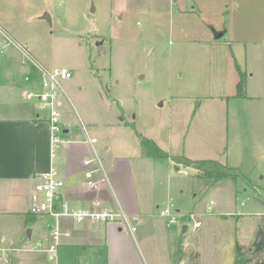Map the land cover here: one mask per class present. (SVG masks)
I'll list each match as a JSON object with an SVG mask.
<instances>
[{"label": "rangeland", "instance_id": "374dc122", "mask_svg": "<svg viewBox=\"0 0 264 264\" xmlns=\"http://www.w3.org/2000/svg\"><path fill=\"white\" fill-rule=\"evenodd\" d=\"M223 3L0 0V25L22 53L47 69L72 71V78L62 82L69 100H59L62 116L65 109H74V125L80 119L99 140L100 151L110 145L112 153L142 154L138 132L174 156L193 160L222 161L210 156L221 140L225 152L244 153L241 166L228 165L237 168L238 177L221 180L210 191H202L205 181L195 177V169L185 168L182 176L175 161L169 167L161 159L160 175L148 174L147 192L150 198L156 194L163 209L172 204L182 212L204 210L198 218L201 228H194L193 220L184 223L187 217L182 221L187 232L179 223L175 226L186 251L178 264H232L236 241L251 246L257 219L264 214V82L258 78L264 68L258 73L250 64L245 100L233 97L222 104L209 89L212 51L202 42L212 41L214 30H228L224 40L230 42L263 39L264 0H227L228 13L220 11ZM45 14L52 22L42 18ZM251 72L257 75L250 77ZM41 226L37 222L35 228L41 243L33 240L32 248L14 255L15 248L28 247L25 239L17 247L0 248V264H58L46 251Z\"/></svg>", "mask_w": 264, "mask_h": 264}, {"label": "crops", "instance_id": "0c3cea01", "mask_svg": "<svg viewBox=\"0 0 264 264\" xmlns=\"http://www.w3.org/2000/svg\"><path fill=\"white\" fill-rule=\"evenodd\" d=\"M226 1L223 0L224 3L221 4L222 13L229 12ZM192 11L196 12L195 6ZM225 36L219 40L214 38L212 41H202L203 45L209 46L212 51L213 83L209 89L222 104L225 99H244L247 95L244 93L243 97L239 96V85L244 81L245 92L248 91L250 78L247 73L249 67L252 68L250 64L258 67V73H262L261 68H264V38H251L247 41L236 39L230 42L224 40ZM16 43L14 36L0 25V248L10 249L12 245L17 247L24 239L28 245L26 249L15 248V251L11 252L12 255L17 251L30 249L33 240H37V245L40 242L35 231L36 223L27 221L26 214L29 213L30 194L36 177L50 167L51 151L47 116L42 115L43 111L36 103L25 98V94L40 81V75L37 70L32 69L31 64L23 63L21 46ZM255 75V72H251L250 77ZM258 76L264 82V71ZM27 77L30 80H27ZM66 100L69 103L68 98ZM227 102L231 103L230 100ZM63 115L70 142L63 146L59 154V167L67 182V199L74 207L93 205V208L101 209L119 205L125 214V220L89 221L82 224L71 222L68 227L71 237L63 240L55 255L58 264H178L176 252L181 239L175 227L178 224L169 225L168 221L161 217L163 205L157 202L155 193L150 198L145 184L148 174L154 178L160 175L159 171L164 166L159 163L161 159L146 157L143 153L132 156L112 153L110 145L100 151L97 148L98 140L93 149L103 160L108 182L103 183L98 191L86 192L83 186L86 172L83 161L91 156L93 149L85 143L80 119V125H74L78 119L77 112L74 109H65ZM216 143L219 145L212 147L215 155L210 156L222 157L223 162H219L226 165L238 163L241 166L240 162H243L244 158L242 151L225 152L226 142L221 140ZM194 150L198 151L196 145ZM185 151H188L186 147ZM199 153L200 151L197 156ZM162 160H167L169 167L174 161L171 158ZM185 168L187 169L179 166L177 169L182 176L187 173ZM219 182L211 190L217 188ZM203 188L202 191L206 185ZM235 198L236 195L234 200ZM181 209L177 205L176 211L182 216L195 214L197 218H201L205 214L203 209L191 212H182ZM263 215L258 217L255 224L257 236ZM37 222L42 225L45 241L49 244V234L43 221L38 218ZM188 222L189 220L184 221ZM184 223L179 225L183 229L187 226V232L189 226ZM253 236L251 245L258 240L257 236ZM183 250L185 253L184 243Z\"/></svg>", "mask_w": 264, "mask_h": 264}, {"label": "built area", "instance_id": "2783aa9c", "mask_svg": "<svg viewBox=\"0 0 264 264\" xmlns=\"http://www.w3.org/2000/svg\"><path fill=\"white\" fill-rule=\"evenodd\" d=\"M22 54L23 63L25 65H35L40 75V81L27 92L26 100L36 103L41 111L47 112L51 139L50 167L36 177V183L30 194L28 212L43 221L50 239V243L46 246L48 248L46 251L50 253L51 260H54L63 240L71 237V232L68 228L71 222L82 224L89 221H124L125 214L119 205L101 209L93 208V205L74 207L67 199V182L59 167V154L63 146L70 141L67 138V128L63 121L59 100L60 98H65L62 82L72 78L73 73L68 67L64 66L47 69L35 62L30 54ZM26 79L30 80L28 77ZM82 128L85 143L93 149V146L98 143V139L91 137L84 125H82ZM83 165L86 168L85 181L83 182L86 192L100 190L101 185L108 182V175L99 153L93 149L91 156L83 161ZM161 217L167 220L169 225L182 224V220L186 217L188 220L194 221V228L199 229L202 225V222L198 220L195 214L182 216L174 210L172 205H168L161 211Z\"/></svg>", "mask_w": 264, "mask_h": 264}, {"label": "trees", "instance_id": "16d2710c", "mask_svg": "<svg viewBox=\"0 0 264 264\" xmlns=\"http://www.w3.org/2000/svg\"><path fill=\"white\" fill-rule=\"evenodd\" d=\"M244 81L239 85V96H243L245 92ZM139 139H141V148L144 156H149L153 158H171L179 166L190 167L196 170L197 178H201L205 181V191L211 190L218 181L224 179H231L238 177L237 168L230 167L219 161L213 160H200L195 161L189 159L187 156H173L167 151H163L157 143L151 139L146 138L137 132ZM27 221L31 223H37L38 217L30 213L26 214ZM186 219V218H184ZM183 219V220H184ZM261 229L264 231V215L262 216ZM235 260L233 264H264V246L260 244V239H258L254 244L249 247L243 246L238 241L235 245ZM177 263H181L183 258V242L182 240L178 244V250L176 252Z\"/></svg>", "mask_w": 264, "mask_h": 264}, {"label": "water", "instance_id": "95a60500", "mask_svg": "<svg viewBox=\"0 0 264 264\" xmlns=\"http://www.w3.org/2000/svg\"><path fill=\"white\" fill-rule=\"evenodd\" d=\"M42 18L52 22V18L49 14H45ZM226 34H227L226 30L225 31L214 30V38L216 40L222 39ZM186 229H187V226L184 227L183 233L186 231ZM258 236H259L258 239H260V244L264 246V231H263V229L260 228Z\"/></svg>", "mask_w": 264, "mask_h": 264}]
</instances>
